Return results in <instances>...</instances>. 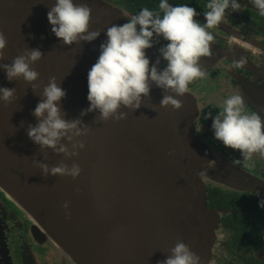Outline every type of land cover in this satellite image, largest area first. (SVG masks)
Masks as SVG:
<instances>
[{
    "label": "water",
    "instance_id": "water-1",
    "mask_svg": "<svg viewBox=\"0 0 264 264\" xmlns=\"http://www.w3.org/2000/svg\"><path fill=\"white\" fill-rule=\"evenodd\" d=\"M91 8V42L64 45L51 32L47 13L55 0H0V32L7 39L0 64L26 49L39 48L32 84L9 82L0 68V87L15 88L11 103L0 102V187L29 215L36 237L49 243L66 264H158L178 240L201 264H210L219 214L207 206V184L262 192L264 182L218 151L199 132L200 107L188 90L176 97L178 110L162 106L165 91L152 84L138 109L121 106L124 119L102 121L89 107L88 71L99 56L105 32L127 17L104 0H75ZM150 67L166 61L153 47L145 50ZM55 76L66 90L63 118L80 120L87 132L61 139L67 151L41 148L27 135L44 87ZM262 103V98H260ZM83 144V148L80 145ZM59 147V145L57 146ZM63 162L80 173H45Z\"/></svg>",
    "mask_w": 264,
    "mask_h": 264
},
{
    "label": "clouds",
    "instance_id": "clouds-1",
    "mask_svg": "<svg viewBox=\"0 0 264 264\" xmlns=\"http://www.w3.org/2000/svg\"><path fill=\"white\" fill-rule=\"evenodd\" d=\"M249 3L264 16V0H249ZM204 12L203 24L194 19L198 15L195 8L188 4L173 5L169 0H159V11L147 7L127 19L122 25L113 24L108 27L106 39L100 45L99 56L88 71L89 107L82 110L98 111L99 119H124L126 113L120 112L121 106L138 109L143 97L150 94L152 84L171 90L176 95H164L162 106L171 105L178 110L182 102L176 97L188 91L189 84L196 78L204 77L201 58L210 56V42L213 34L207 29L217 26L224 18L225 12L231 7L233 11L240 9L239 0H208ZM91 8L86 3L75 0H55L47 13L51 32L64 45H73L79 41L91 42L99 35V31H90ZM162 37L167 41L159 52L166 67L158 70L160 60L150 67L146 55L147 49L153 47V37ZM7 46V39L0 32V59ZM43 53L39 48L25 50L17 55L11 63L0 64L6 73V79H23L32 84L39 78V73L32 67L41 60ZM244 63L243 58L236 64ZM15 88L0 87V102L11 103L15 97ZM67 93L58 85L56 77L49 78L43 89L40 100L33 115L37 118L35 125H29L27 135L33 143L43 148H52L57 152H66L61 139L72 135H82L87 129H81L80 120L68 121L63 118L60 102ZM220 111L212 118L211 130L213 137L225 147L237 150L245 161L253 154L264 157V117L255 111L245 110V100L239 92H231L218 105ZM59 145V147H57ZM83 148V144L80 145ZM45 173L53 175H70L73 178L80 173L78 165L69 167L61 162L50 170L46 164H40ZM259 206L264 208V197L256 193ZM158 264H201L200 257L190 246L178 240L170 249V255Z\"/></svg>",
    "mask_w": 264,
    "mask_h": 264
},
{
    "label": "flooded vegetation",
    "instance_id": "flooded-vegetation-1",
    "mask_svg": "<svg viewBox=\"0 0 264 264\" xmlns=\"http://www.w3.org/2000/svg\"><path fill=\"white\" fill-rule=\"evenodd\" d=\"M120 8L127 19L141 8L159 11V0H104ZM208 0H169L170 4H188L196 9L194 19L203 24ZM240 9L226 10L222 21L210 31L211 55L201 58L205 76L194 79L188 90L200 107L198 128L204 138L243 169L264 182V157L253 154L245 161L237 150L225 147L213 137L212 118L218 105L231 92H239L245 110L264 117V16L249 0H239ZM167 41L153 37V48ZM160 53V52H159ZM243 58L244 63L236 64ZM262 98V103L260 102ZM256 193L235 190L209 181L207 206L219 214L210 264H264V208ZM0 264H66L59 260L53 247L40 241L33 231L29 215L0 187Z\"/></svg>",
    "mask_w": 264,
    "mask_h": 264
},
{
    "label": "rangeland",
    "instance_id": "rangeland-1",
    "mask_svg": "<svg viewBox=\"0 0 264 264\" xmlns=\"http://www.w3.org/2000/svg\"><path fill=\"white\" fill-rule=\"evenodd\" d=\"M206 139V138H205ZM211 145H213L212 141H210L208 138L206 139ZM243 168V167H242ZM212 181V180H211Z\"/></svg>",
    "mask_w": 264,
    "mask_h": 264
}]
</instances>
